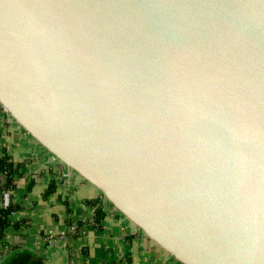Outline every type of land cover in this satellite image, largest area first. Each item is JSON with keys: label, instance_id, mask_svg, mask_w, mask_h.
Masks as SVG:
<instances>
[{"label": "water", "instance_id": "1", "mask_svg": "<svg viewBox=\"0 0 264 264\" xmlns=\"http://www.w3.org/2000/svg\"><path fill=\"white\" fill-rule=\"evenodd\" d=\"M0 113L174 264H264V0H0Z\"/></svg>", "mask_w": 264, "mask_h": 264}, {"label": "crops", "instance_id": "2", "mask_svg": "<svg viewBox=\"0 0 264 264\" xmlns=\"http://www.w3.org/2000/svg\"><path fill=\"white\" fill-rule=\"evenodd\" d=\"M0 157L8 156L15 172L9 182L0 180V209L2 191L11 190L16 206L11 223L0 237V264L16 251H33L39 242L37 255L45 264H174L166 256L145 242L124 222L104 208L106 214L101 227L84 225L78 235L69 236L71 226L85 222L93 214L97 195L93 188L71 177V191L58 186L65 170L58 167L35 143L4 120L0 113ZM10 178L8 172H5ZM3 173V174H4ZM2 180L5 177L0 175ZM7 185L6 189H2ZM18 222L19 226H15ZM62 234L67 242L58 240L48 244L42 235ZM34 248V247H33Z\"/></svg>", "mask_w": 264, "mask_h": 264}, {"label": "trees", "instance_id": "3", "mask_svg": "<svg viewBox=\"0 0 264 264\" xmlns=\"http://www.w3.org/2000/svg\"><path fill=\"white\" fill-rule=\"evenodd\" d=\"M3 168L5 172H8L10 175V178H12L13 173L15 172V168L13 166V162L9 161L8 156H3L0 157V169ZM14 187V183L10 182L9 183V188L11 189ZM94 209L93 215L86 220L85 222H78V229H81L84 225L91 224L92 226H97L101 227L102 220L106 214L104 210V206L101 202V200H96L92 204ZM16 206L11 203V205L8 208H1L0 209V237H3L4 234V229L7 227L8 224L11 223L10 221V216L12 212L15 210ZM15 226L18 227L19 224L18 222H15ZM72 231L68 237L70 236H76L78 235L77 230ZM4 264H45L44 259L34 253L33 251L25 250V251H16L12 255H10L9 258L5 261Z\"/></svg>", "mask_w": 264, "mask_h": 264}, {"label": "built area", "instance_id": "4", "mask_svg": "<svg viewBox=\"0 0 264 264\" xmlns=\"http://www.w3.org/2000/svg\"><path fill=\"white\" fill-rule=\"evenodd\" d=\"M56 181L58 183V186L61 188V186H65V188H69L71 190L72 187V180L70 175H68L67 173H63L61 178H56ZM2 200H3V208H8L11 205V197H12V192L11 190H3L2 191ZM76 229H78V225L77 224H73L71 226V231H76ZM82 229V228H81ZM81 229H78L77 232H80ZM64 237V233L58 235V234H54V233H49L48 235H42V238L48 243V244H54V242L60 240L62 242H64V244L66 245L67 242L63 239ZM34 247V248H33ZM32 250L37 252V250L40 249V245L39 242L36 246H33ZM4 255H1L0 257H3Z\"/></svg>", "mask_w": 264, "mask_h": 264}, {"label": "rangeland", "instance_id": "5", "mask_svg": "<svg viewBox=\"0 0 264 264\" xmlns=\"http://www.w3.org/2000/svg\"><path fill=\"white\" fill-rule=\"evenodd\" d=\"M0 119H1V117H0ZM48 160H49V158H48ZM70 191H71V190H70ZM94 209H95V208H94ZM93 213H94V211H93ZM92 215H93V214H92ZM92 215H91V216H92ZM76 224H77V223H76Z\"/></svg>", "mask_w": 264, "mask_h": 264}]
</instances>
